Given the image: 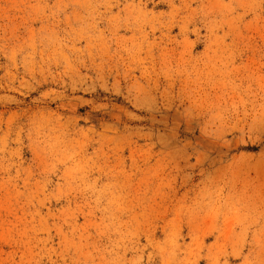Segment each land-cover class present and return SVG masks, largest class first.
I'll return each instance as SVG.
<instances>
[{
  "label": "rangeland",
  "instance_id": "obj_1",
  "mask_svg": "<svg viewBox=\"0 0 264 264\" xmlns=\"http://www.w3.org/2000/svg\"><path fill=\"white\" fill-rule=\"evenodd\" d=\"M0 264H264V0H0Z\"/></svg>",
  "mask_w": 264,
  "mask_h": 264
}]
</instances>
